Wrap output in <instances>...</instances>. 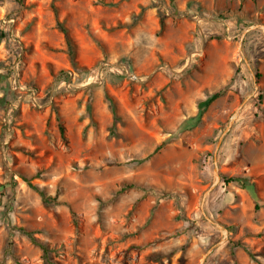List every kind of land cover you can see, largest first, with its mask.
Masks as SVG:
<instances>
[{"label": "rangeland", "instance_id": "374dc122", "mask_svg": "<svg viewBox=\"0 0 264 264\" xmlns=\"http://www.w3.org/2000/svg\"><path fill=\"white\" fill-rule=\"evenodd\" d=\"M0 264H264V0H0Z\"/></svg>", "mask_w": 264, "mask_h": 264}, {"label": "trees", "instance_id": "16d2710c", "mask_svg": "<svg viewBox=\"0 0 264 264\" xmlns=\"http://www.w3.org/2000/svg\"><path fill=\"white\" fill-rule=\"evenodd\" d=\"M58 25H59V27H60V30H61V31L65 34V36H66L67 44L69 45V47H71V45H70V41H69V38H68V36H67V31H66V29L61 25L60 22H58ZM219 95H220V92H219V91H218V92H215L214 94H212V95L209 97L208 101L217 98ZM59 128H60V132H61L62 138H64V132H65V129H64V127H63V125H62L61 123L59 124ZM27 235L30 237V239H31L32 241H34V242L40 247V249L43 251V257L46 259V258L48 257V252H49L47 246H46L44 243H42V242H40V241H37V239H36L35 237H33L30 233H27Z\"/></svg>", "mask_w": 264, "mask_h": 264}]
</instances>
